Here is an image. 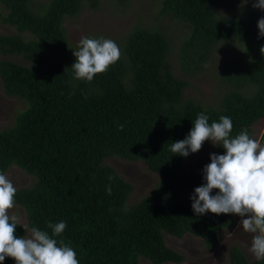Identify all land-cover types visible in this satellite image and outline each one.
<instances>
[{
  "label": "trees",
  "instance_id": "obj_1",
  "mask_svg": "<svg viewBox=\"0 0 264 264\" xmlns=\"http://www.w3.org/2000/svg\"><path fill=\"white\" fill-rule=\"evenodd\" d=\"M133 1L106 3L109 9L125 7L123 14ZM153 1L156 18L171 16L188 26L177 47L178 66L168 62L172 46L161 30L136 27L111 39L119 43L120 59L89 82L74 78L78 46L69 45L64 21L100 10V0H0L6 10L0 21L13 31L0 34L1 87L23 103L11 126L0 129V172L14 165L33 177L30 186L17 189L16 205L29 227L49 235L48 223L65 222L54 238L76 251L79 264H138L139 258L180 263L183 257L166 246L164 234H190L214 249L233 214L193 212L182 192L202 186L203 171L183 165L197 152L181 157L171 143L187 136L201 112L209 124L230 117L232 137L244 129L252 137L253 126L264 125V37L257 28L264 11L252 2L244 14L221 16L217 0ZM101 37L109 39L90 38ZM230 39L241 43L244 54L219 65L215 102L184 97L188 79L203 74L213 60V47ZM108 157L143 163L159 177L155 191L127 208L132 186L103 163ZM16 235H25L21 226ZM3 264L15 262L6 258ZM228 264L264 260H249L232 246Z\"/></svg>",
  "mask_w": 264,
  "mask_h": 264
},
{
  "label": "clouds",
  "instance_id": "obj_2",
  "mask_svg": "<svg viewBox=\"0 0 264 264\" xmlns=\"http://www.w3.org/2000/svg\"><path fill=\"white\" fill-rule=\"evenodd\" d=\"M252 6L264 11V0H254ZM257 28L259 37H264V17L258 20ZM260 52L264 53V47ZM73 56L74 78L90 82L115 64L121 51L111 39L84 36ZM232 127L230 117L221 116L218 122L209 124V117L201 112L187 136L171 143L170 150L187 157L198 152L205 141L224 149L223 155L210 154V163L202 170L204 184L195 188L190 197L192 210L197 215L207 212L242 217L238 227L252 234L249 253L257 260H264V145L250 137L247 129L232 137ZM118 128L122 130L123 125ZM213 190H217L215 195H211ZM107 191L110 194L111 188ZM16 192L11 180L0 172V264L6 258L15 264H79L76 251L63 239L58 242L54 238L63 233L67 226L65 222L48 223L49 235L22 223L17 214H9L16 206ZM17 226L28 235L17 237Z\"/></svg>",
  "mask_w": 264,
  "mask_h": 264
},
{
  "label": "rangeland",
  "instance_id": "obj_3",
  "mask_svg": "<svg viewBox=\"0 0 264 264\" xmlns=\"http://www.w3.org/2000/svg\"><path fill=\"white\" fill-rule=\"evenodd\" d=\"M42 1V0H39ZM102 2L100 10L83 11L74 19L64 21V27L67 30L68 42L71 47L78 46L81 37L105 36L109 39L120 37L136 27H150L154 25L161 30L171 42V50L168 54V62L173 66L177 63V47L180 41L186 36L188 26L179 19L171 16L156 18L159 11L157 3L153 0H134L131 9L127 13L120 14L126 8H119L114 4L110 9L106 0ZM254 0H217L216 11L221 16H238L244 14ZM6 10L0 5V18L4 17ZM12 29L0 21V34H10ZM119 45V43H118ZM242 45L237 39H230L218 43L213 47V60L205 65L204 72L198 77L188 79L189 86L184 91V97H192L205 105L214 103L217 98V91L220 88V82L217 79L220 73L219 65L224 62L232 61L235 58L243 57L244 51ZM1 58V57H0ZM174 75L180 77V71H174ZM23 108V103L17 98H12L2 90L0 82V129L11 126L13 119ZM252 138L260 142L264 130L263 123L256 124L252 128ZM261 143V142H260ZM223 155L218 151L217 145L211 141H205L197 154L184 162L185 169L200 170L210 163V154ZM105 165L113 168L116 173L132 186L126 207H130L142 199L150 196L159 181V177L146 169L141 162L125 161L118 157H108L103 162ZM9 180L18 188H25L32 184L33 177L22 169L11 166L4 173ZM200 187V186H198ZM197 188V187H195ZM190 188L182 192L183 198L190 200L194 189ZM213 195V192L211 193ZM191 201V200H190ZM17 214L21 222L26 223L23 209L16 205L10 210L9 214ZM234 221L229 228L219 232L218 245L211 250H207L202 242L190 234L182 238H175L164 234V241L168 248L183 257L178 264H228V250L232 246L238 247L249 260H257L249 253L248 247L251 243L252 234L245 233L238 227L242 217L233 214ZM246 218V217H244ZM28 233L25 232V236ZM138 264H153L149 260L139 258ZM172 264V263H164Z\"/></svg>",
  "mask_w": 264,
  "mask_h": 264
}]
</instances>
